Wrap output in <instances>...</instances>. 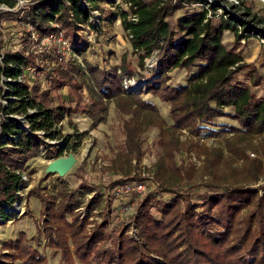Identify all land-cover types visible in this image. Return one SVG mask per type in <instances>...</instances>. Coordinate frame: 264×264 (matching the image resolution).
<instances>
[{"label":"trees","instance_id":"1","mask_svg":"<svg viewBox=\"0 0 264 264\" xmlns=\"http://www.w3.org/2000/svg\"><path fill=\"white\" fill-rule=\"evenodd\" d=\"M25 1L30 3L25 19L39 39L63 30L73 50L71 57L83 55L84 66L77 58L63 61L58 45L39 50L40 40L31 38L28 29L19 37L20 48L9 50L5 64H0V95L6 76L9 95L14 97L7 107L0 103V111L16 114L27 123L18 125L17 121H2L0 117L2 132L6 133V140L0 142V216L15 212L18 193L27 184L23 175L31 159L39 152L63 155L64 149L58 143L70 142L69 136L62 135L63 120L83 108L92 126H96L107 119L110 103L114 102L123 119L125 151L117 154L113 167L124 174L108 188L127 180L133 159L143 156L142 135L157 127L163 149L155 164L157 179L153 188L160 197L156 202L158 214L152 211L149 196L134 216L138 238L128 234L126 228L112 237L108 220L89 232L88 218L77 212L81 206L78 195L66 181L60 182L55 195L38 194L47 246L60 252V264H76V259L83 264H264V193H260L264 184L257 185L264 173L261 158L248 159L247 165L234 174V180H229L225 173L220 174L222 151L206 150L210 180L203 182L205 191L198 198L190 193L194 186H181L188 183L180 174L168 172L178 169L174 159L182 143L177 134L184 128L201 133L204 125H214L222 117L239 124H226L224 128L231 134H226L225 142L233 158H249L248 152L254 149L258 137L261 141L257 148L264 154V96L254 91L262 77L239 48L252 35L264 39V29L257 27L255 19L247 20L246 13L234 10L236 6L227 9L208 0H123L131 3L129 10L120 9L119 13L134 52L139 54V67L144 68L155 51L159 53L157 77L135 90L123 83L134 77L136 70L125 62L110 70L92 63L85 58L86 43L79 34L85 24L98 28L101 22H91L92 12L103 2L114 0ZM18 3L0 0V7L15 9ZM5 13L13 14V10ZM130 14L137 15L138 20L129 19ZM174 16L172 23L170 18ZM65 29L73 31V38ZM226 31L234 35L232 47L224 41ZM25 69L42 72L49 88L29 83ZM175 69L190 71L185 83H169ZM237 74L245 79H237ZM64 88H69L68 98L62 93L52 96V92ZM145 92L170 104L172 124L162 117L155 103L144 98ZM94 199L90 210L94 209ZM18 260L23 264H47L46 256L29 244L25 231L6 240L0 253V264H15Z\"/></svg>","mask_w":264,"mask_h":264},{"label":"rangeland","instance_id":"2","mask_svg":"<svg viewBox=\"0 0 264 264\" xmlns=\"http://www.w3.org/2000/svg\"><path fill=\"white\" fill-rule=\"evenodd\" d=\"M154 2L157 0H148ZM241 6H236L235 11L238 13H246L247 20H254L258 28L264 29V5L256 0H240ZM225 3L232 6L227 0ZM30 3L19 0L15 9H9L7 6L0 7V64L4 65L7 59V53L11 49L20 48V36L24 30L28 29L32 35L31 38L37 39L39 35L34 33L28 25V20L25 19L28 14ZM131 3H123V0H114L113 3L103 2L101 8L97 9L101 12L102 20L98 28H90L84 25L82 30H79L81 41H83L86 48L85 58L98 66L105 69H113L120 66L122 63L128 64L131 68L136 70L134 77H128L130 89H139L145 87L148 81L154 80L158 71L159 53L155 51L150 58L146 59V66L139 67V54L134 52L132 40L128 32L124 28L122 15L119 13L120 9L129 10ZM200 7V6H198ZM8 10H13V14H6ZM183 12V11H181ZM221 10L218 13L221 14ZM178 14V13H177ZM133 14L129 15V19ZM18 17L22 19L21 22L13 19ZM132 20V19H131ZM172 23L175 22V16L170 18ZM73 38V31L65 29ZM224 41L228 47L234 44V35L230 32L224 36ZM37 44V48H52L58 43L51 42L50 47H45ZM239 48L243 51L247 62H252L256 65L262 83L254 88V91L259 96H264V43L261 36L252 35L243 40L239 44ZM68 63L71 59L77 58L84 66V56L77 55L75 57L65 58L60 53V58ZM37 60V59H36ZM47 63V62H45ZM42 64V62H41ZM54 65V64H52ZM52 65L50 66L51 68ZM197 69L194 71L196 72ZM25 79L31 83L41 84L43 88H49L44 80L42 72H34L25 69ZM169 83L171 85H180L187 81L190 76V71L184 69H175L171 73ZM237 79L244 80L243 74H237ZM6 76L2 78V86L4 91L0 95V103L8 106L10 99L9 87L5 84ZM130 80L133 83H130ZM124 81L123 85L125 86ZM57 93H62L65 98L69 96V88H64L52 92V96ZM86 94V93H85ZM87 96V94H86ZM144 98L152 101L157 105L162 117L169 123H173L170 114V104L164 102L159 96L152 93L145 92ZM1 120L17 121L18 125L21 122L26 123L25 119L12 113H3L0 111ZM123 119L118 113L115 103H110L107 119L100 122L96 126H92L91 119L84 113L83 108L71 116L65 118L61 123L62 135L69 136V143L65 144L60 141L58 145L63 151V157L73 154L76 156V163L64 175L58 173L49 174V162L58 157L48 156L39 152L38 156L29 161V169L26 172L27 184L20 192L19 203L16 204L15 212L12 215L0 216V253L2 252L3 243L11 238H16L21 231H25L29 237V244L35 246L47 258V264H60V252L54 251L47 246L48 239L46 238L45 227L41 220L42 200L38 194L52 193L56 194L60 186V182L66 181L70 190L74 191L81 202V206L77 210L82 217L88 218L87 230H91L98 223L108 220V231L112 237L126 228L127 233L138 238L136 224L134 223V216L141 202L147 197L151 199L152 211L156 214V202L158 197L156 190V171L155 164L163 153L160 146V131L157 127H152L143 135V156L140 160L133 159V165L130 167L129 173L125 182H142L145 184V190L142 193L131 192V194L124 193L122 196L117 195L115 188L118 185L108 188L111 182L117 178H122L124 172L113 167L114 159L119 152L125 151V135L122 130ZM226 124L239 125L236 120L229 117H222L216 120L214 125H204L205 129L201 133L192 132L188 128H184L178 135L182 146L181 149L175 153L174 168L168 170L169 173L174 172L183 177L186 185L184 187L194 186L191 194L194 198L205 191L202 184L210 180V176L206 173L207 166V151L220 149L222 151L220 174H224L229 180H234V174L245 167L248 159L261 158L264 168V154L257 147L260 146V137L253 142L254 149H250V157L241 156L233 158L226 147L225 136L231 135L224 131ZM219 131L218 134H213L212 131ZM6 133L2 132L0 124V142L6 140ZM227 134V135H226ZM45 138V137H44ZM197 144V146L195 145ZM60 156V157H61ZM126 169H129L127 162L123 164ZM171 168V166L169 167ZM243 171V170H242ZM167 172V174H168ZM242 173V172H241ZM191 179H188V177ZM125 177V175H124ZM239 178V176H238ZM122 182V183H125ZM264 184V173L261 174L257 185ZM86 186V187H84ZM90 188V192L85 191ZM108 188V189H107ZM88 192L85 194V192ZM155 192V194H151ZM260 193L264 191L260 189ZM95 198V199H94ZM94 202V209L90 210L89 204L92 200ZM108 243V241L106 242ZM6 252V250H5ZM76 264H83L80 260H75ZM15 264H23L22 260H18Z\"/></svg>","mask_w":264,"mask_h":264},{"label":"built area","instance_id":"3","mask_svg":"<svg viewBox=\"0 0 264 264\" xmlns=\"http://www.w3.org/2000/svg\"><path fill=\"white\" fill-rule=\"evenodd\" d=\"M25 1V0H23ZM229 3L232 4V6H241V1L240 0H227ZM257 2L261 3L262 5H264V0H256ZM225 3V1H224ZM228 7L229 5L227 3H225ZM5 6V5H2ZM9 9H14V8H9ZM222 11V9H220ZM102 15L101 12L99 10H94L92 12V17H91V22L99 24L100 21L102 20ZM132 20L137 21L138 20V16L133 14V16L131 17ZM32 28V27H31ZM35 33V32H34ZM39 39V38H37ZM41 42L40 44L45 46V47H50L52 44L51 42L54 43H58V48H59V53H61L65 58L69 59L72 55H73V50L71 48V44L70 41L68 40V38L65 37L64 31L60 30L58 32L52 33L44 38H40L39 39ZM262 42L264 43V39L262 40ZM76 56V55H74ZM23 76H20L18 79L22 80ZM130 83H133L130 80ZM129 82L128 80H126L125 82V86L126 88L130 89L129 87ZM52 143H55V141H51ZM42 154H45L44 152H42ZM23 177L27 180V175L24 174ZM145 184L142 182L136 183V182H125V183H120L116 186L115 191L117 195L122 196L124 193L126 194H131V192H139L142 193L145 190ZM22 190L19 191L18 194H20ZM19 203V201L17 202ZM16 203V204H17ZM16 209V207H15Z\"/></svg>","mask_w":264,"mask_h":264},{"label":"water","instance_id":"4","mask_svg":"<svg viewBox=\"0 0 264 264\" xmlns=\"http://www.w3.org/2000/svg\"><path fill=\"white\" fill-rule=\"evenodd\" d=\"M208 1L218 4L219 6L226 7L227 9H230L224 2H221L219 0H208ZM76 160H77L76 156L73 154H70L69 156H65V157L61 156L56 159H53L49 162L48 172L64 175L67 172H69L70 169L75 165Z\"/></svg>","mask_w":264,"mask_h":264},{"label":"crops","instance_id":"5","mask_svg":"<svg viewBox=\"0 0 264 264\" xmlns=\"http://www.w3.org/2000/svg\"><path fill=\"white\" fill-rule=\"evenodd\" d=\"M227 33H229V31H226V32H225V35H227ZM230 33H231V32H230ZM231 34H232V33H231Z\"/></svg>","mask_w":264,"mask_h":264}]
</instances>
